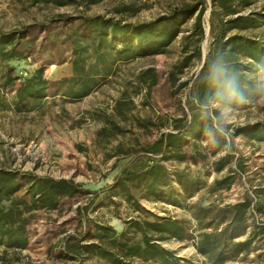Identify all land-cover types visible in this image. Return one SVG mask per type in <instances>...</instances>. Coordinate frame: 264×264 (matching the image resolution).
Segmentation results:
<instances>
[{"label": "rangeland", "instance_id": "rangeland-1", "mask_svg": "<svg viewBox=\"0 0 264 264\" xmlns=\"http://www.w3.org/2000/svg\"><path fill=\"white\" fill-rule=\"evenodd\" d=\"M224 5L0 0V31L15 32L13 44L22 53L0 63V170L80 185L56 209L34 211L23 184L15 197L25 208L27 245L0 240V264H114L92 246L121 264H163L160 257L144 259L145 237L178 264H264V140H257L264 131L251 130H264L259 65L234 49L257 96L233 106L226 136L210 131L213 120L197 100L196 79L216 37L264 45V0ZM240 16L251 17L253 26L229 30ZM161 17L178 18V33L156 45V54L114 37L109 26L94 27L108 21L132 29ZM6 67L11 77L4 83ZM38 71L46 81L42 97L20 99L17 91ZM193 116L202 123L188 133ZM177 126L186 135L179 147L153 152ZM242 203L248 207L236 210L232 224L233 206ZM171 222L182 240L147 225L162 229ZM204 234L211 240L207 254L198 251ZM244 241L246 250L237 253L234 244Z\"/></svg>", "mask_w": 264, "mask_h": 264}, {"label": "trees", "instance_id": "trees-1", "mask_svg": "<svg viewBox=\"0 0 264 264\" xmlns=\"http://www.w3.org/2000/svg\"><path fill=\"white\" fill-rule=\"evenodd\" d=\"M218 1L221 7H225L224 3L229 0ZM177 19L161 17L143 27L136 26L132 27V29H128V26H119L118 23L111 24L108 21H100L97 23L98 26L94 27H101V25L109 26L114 37L126 39L124 41L134 40L133 43L135 44V47L140 48L141 51L147 52L148 54H156V45L160 42H168L176 37L178 30L177 26H174V23ZM96 20L97 19H93V21L90 20V23L95 22ZM252 21L251 17H236L233 20H230L229 23H231V26L229 27V30L234 28L245 29L252 27ZM195 23L196 27H198L201 31L199 16L196 18ZM15 39V32L5 33L0 31L1 64L3 62H8L11 59L22 58V53L13 44ZM222 40V36H218L213 40L212 47L214 50L211 51V54H208L202 67V71L196 79L197 100L200 105H205L207 98L212 96L214 93V89L208 86L207 77L210 74L211 66L217 61H222L228 67L229 71L233 72L237 76L238 81L249 100H253L257 96L254 86L255 84L246 79L244 76V71L247 70L248 66H243L242 62L238 60V57L233 54V51L235 48H238L239 53L246 58L258 65H264V45L254 40L243 39L237 35L228 37L224 42H222ZM127 48L131 49L130 46ZM10 77L9 68L6 67L5 72L1 74V78L4 83H6L10 81ZM25 83V87L17 91L20 99L23 97L24 93L33 99L42 97L46 81L42 80L41 71H38L36 76L26 79ZM200 123L202 122L199 121V118L193 116L189 122L190 129H188V133H191V129L199 128ZM184 129V126L182 128L177 126L175 134H165L161 139L152 145V151L155 153H161L165 149L164 153H168L171 150L178 148L184 136H186L182 133ZM251 130L253 132L264 131L257 125L252 127ZM257 140L261 141L264 140V138L259 136L257 137ZM149 171V174H151V170ZM122 173L126 176L131 175L125 170L122 171ZM23 184L27 186V193L30 195L32 210L34 211L40 209L54 210L56 209L60 199L64 197H71L80 191V185L74 183L72 180L54 179L46 176L41 177L31 174H18L11 171L0 170V240H5L8 245L13 248H24L27 245L25 236L26 220L23 218L25 208L22 207V202L19 198L15 197V194L21 189ZM4 202H8L9 206L5 207L3 205ZM239 207H244L243 209L245 211L248 205L247 203H242L240 205L233 206L236 213L234 214L233 221L231 222L232 224L235 223L237 217L239 216L236 211ZM147 225L151 227V229H155L157 232L171 234L173 238L178 240L183 239L181 234H177V231L179 230L181 232V230L174 222L166 224V226L170 225L171 228L167 226L168 228L161 229L158 227L159 224L156 223H150ZM107 229L110 230V228ZM143 241L144 247L141 252L145 260L157 259L160 257V261L163 264H178L176 260L171 261L170 258H168L167 251L160 249L158 252H155L156 246L152 245L146 237ZM210 243L211 240L209 234H204V239L201 242V247H198V251L202 254H207L209 252L208 246ZM246 246V241L234 244V248L237 253L246 250ZM92 247H95V250L98 249V251H96L98 255L101 254L100 256L109 260L111 259L110 261L114 264H121V262L113 260L112 254L108 253L107 255V253L105 251H101L98 246ZM69 248L71 247H68V249Z\"/></svg>", "mask_w": 264, "mask_h": 264}, {"label": "clouds", "instance_id": "clouds-1", "mask_svg": "<svg viewBox=\"0 0 264 264\" xmlns=\"http://www.w3.org/2000/svg\"><path fill=\"white\" fill-rule=\"evenodd\" d=\"M258 68L259 91L264 94V65H259ZM207 82L214 89L213 95L207 98L204 105L205 115L213 120V129L210 131L214 130V135L226 136L228 126L233 123V105L247 104L248 96L237 76L222 61L213 63Z\"/></svg>", "mask_w": 264, "mask_h": 264}]
</instances>
